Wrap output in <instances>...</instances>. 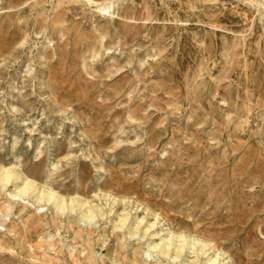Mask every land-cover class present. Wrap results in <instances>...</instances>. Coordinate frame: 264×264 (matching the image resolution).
I'll use <instances>...</instances> for the list:
<instances>
[{
    "label": "rangeland",
    "instance_id": "rangeland-1",
    "mask_svg": "<svg viewBox=\"0 0 264 264\" xmlns=\"http://www.w3.org/2000/svg\"><path fill=\"white\" fill-rule=\"evenodd\" d=\"M0 167L67 202L15 201L0 264H264V7L0 0ZM170 231L194 246L145 258Z\"/></svg>",
    "mask_w": 264,
    "mask_h": 264
},
{
    "label": "bare ground",
    "instance_id": "bare-ground-1",
    "mask_svg": "<svg viewBox=\"0 0 264 264\" xmlns=\"http://www.w3.org/2000/svg\"><path fill=\"white\" fill-rule=\"evenodd\" d=\"M94 1H96V0H88V2H90V3H93ZM248 1H250L252 3H256L260 7L261 6L264 7V0H248ZM99 8L101 11L104 9V7H99ZM22 177H23V174L20 171H17L16 169H13V168H4L3 169V167H0V184H1V186H3V188H4V187H6V185L8 183L15 182V187L10 191V193L8 195L9 201H10L9 207L7 209H4L6 212H4V210L0 211V216L4 215V218H2V219L6 220L9 218V216L11 215V211L14 208L13 203H15V201L16 202L17 201H23L25 203L24 208H26L27 206H32L39 215L45 209L46 201H47V203H52L55 206V209L57 210V212L64 211L67 208L66 199L64 197H62L57 191H55L51 186H49V185L40 186L39 184L30 181L28 178H25L24 182L21 183V181L19 182V179H22ZM31 193L33 194L32 199L29 198ZM70 202L72 203L70 205V210L77 209L74 206L75 203L78 205V209H79V212L81 215V221H83L86 226L92 225V223H90L91 221L89 223L87 221L93 220L96 217L97 212H100L101 214L104 213L97 206H94V207L90 206L88 204V201L85 198H80V197L71 198ZM28 209H30V208H28ZM128 218H129L128 214L122 215L120 217V221L118 223H116L115 226L116 227H118V226L123 227L125 225L126 221L128 220ZM2 219H1V221H2ZM27 220L30 222L31 221H34V222L37 221L38 222V217L36 218L34 216H31V217L27 218ZM20 222L22 223L23 226L26 225L25 221L22 220ZM129 223H131V222H129ZM137 232H138L137 229L136 228L134 229V227L132 225H130L128 227V233L130 236H134L135 234H137ZM54 236H55V234L51 233V234H49V236H45L44 239L45 240H53ZM175 241H176L175 255L171 256L173 258H177L181 254V252L184 248H186V247L192 248V246H194V242L189 240L184 234H178L177 236H175V233L173 231H170V236L167 237L166 240H163L162 242L149 243L148 244V249L144 252L145 258L155 256L154 255L155 250H157L156 256L159 255L158 258H160V256L169 255L170 248ZM205 245H207V243L202 245V249L204 247H206ZM50 247H51V245H50ZM68 250H69V252H71V256H72V254L75 252V247L73 246V244H71V243L69 244ZM218 255L215 258L209 257L208 259L204 260L205 264H213L215 262V260L218 259ZM73 260L76 262L78 259H76V257H75ZM156 264H163V263L161 260L158 259ZM166 264H170V263L167 262ZM184 264H195V262L194 261H186Z\"/></svg>",
    "mask_w": 264,
    "mask_h": 264
}]
</instances>
